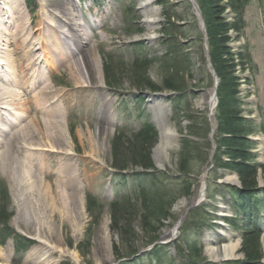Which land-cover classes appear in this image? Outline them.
I'll return each instance as SVG.
<instances>
[{
  "label": "rangeland",
  "instance_id": "obj_1",
  "mask_svg": "<svg viewBox=\"0 0 264 264\" xmlns=\"http://www.w3.org/2000/svg\"><path fill=\"white\" fill-rule=\"evenodd\" d=\"M41 2L0 0V61L4 62L0 64V84L2 88L17 92L8 105L10 111L0 109V125L6 128L0 131V181L6 184L9 194V210L12 212L9 227L15 234L30 240L27 249L16 253L13 237L7 238L0 244V264L116 263L112 243L118 237L109 229L108 203L117 194H124V200L135 202L134 210L138 213L132 223L134 240L131 237V242L140 248V254L150 251L152 244L165 241L161 264H189L185 257L176 253L175 241L187 243L194 240L202 247L200 264H245L240 252V225L244 214L236 209V199L228 188L229 184L222 182L233 183L226 177H237L213 163L215 149L212 152L210 131L213 127L211 114L215 126V105L213 110L208 107L213 78L207 65L201 22L194 15L192 4L188 0H152L149 5V8H155L152 12L144 11L140 0H43L44 9ZM63 5L69 11L72 25L78 21L83 23L88 39L79 37L75 43L62 38L61 31L65 29L68 36L76 35L69 25L61 27ZM223 15L227 19L233 16L228 10ZM148 17L158 18L152 27L146 23ZM243 19L242 31L229 32L228 45L233 51L246 47L253 63L249 69L238 66L235 74L239 77L238 95L242 100L243 114L254 123L255 130L250 137L255 142V161L262 163L257 172L260 202L252 219L262 232L259 237L262 258L258 264H264V0H250ZM134 42L139 45L134 46ZM32 47H39L32 51L36 59L26 60L25 55ZM102 52L115 53L123 59L115 76L122 81L118 87L105 85ZM135 53L146 54L151 59L147 72L151 81L161 86L164 78L171 75L174 81L184 84L183 90L136 89L126 72ZM92 54L100 56L103 87L95 83L94 66L90 61ZM78 58L89 77L88 86H77L76 78L72 77V64ZM20 71H23L22 80L18 85L7 80L16 79ZM44 85L50 91V101L45 104L49 111H43L45 105L35 98ZM153 93L168 95L154 97ZM4 96L3 100L9 101L8 96ZM139 96L143 100H137ZM2 112H7L15 124ZM49 112L53 120L61 117L63 124L65 145L57 138L53 143L59 148H72L73 154L63 158L40 150L33 156L41 164L35 160L32 165L25 160L27 153L34 152L28 147L49 145ZM17 115L22 118L18 120ZM147 117L158 134L151 158L156 170L168 176L161 183L164 194L160 200L166 214L160 216L161 223L157 226L159 239L151 244H147L148 235L153 232L140 223L144 211L137 199L136 184L131 181L134 171H118L111 166V140L115 129L120 126L129 131L137 129ZM161 121L178 132L177 146L168 150L166 159L155 152L160 137L157 122ZM30 124L39 130V138L33 139ZM188 127H194L197 135L189 134ZM184 138L193 140L197 147L191 155L196 171L189 175L178 171ZM90 147L93 148L92 156ZM60 166L72 170L70 173L75 175L74 179L70 174L59 173ZM204 172L205 194L198 200ZM122 175L127 176L124 185H121ZM182 179L191 182L188 195L179 192ZM88 192L103 205L99 215L98 210L92 211V217L93 214L98 217V224L90 230L91 212L85 202ZM181 199H186L183 207L178 204ZM105 217L108 219L107 239L102 234ZM181 217L177 233L173 234ZM150 228H156V225ZM229 236L231 241L239 242L236 256L225 260L206 253L207 243L221 248ZM72 252L78 257L77 263L70 257ZM140 254H137L136 261L123 258L120 263L150 264V258Z\"/></svg>",
  "mask_w": 264,
  "mask_h": 264
},
{
  "label": "trees",
  "instance_id": "obj_2",
  "mask_svg": "<svg viewBox=\"0 0 264 264\" xmlns=\"http://www.w3.org/2000/svg\"><path fill=\"white\" fill-rule=\"evenodd\" d=\"M30 2V0H26ZM201 10V15L205 23L206 41L208 54L212 67L218 77L217 84V106L215 108V131L213 139L215 143V154L213 155L214 165L221 167L229 172L235 173L239 187L228 186L231 194L235 196V207L239 212H243L241 221V246L240 252L243 254L245 264H258L262 258L261 245L259 237L261 230L253 221L252 213L257 211L260 200L257 197V172L262 163L255 161L253 148L255 142L249 136L254 132V123L252 119L243 114L242 100L238 95L239 77L235 74L236 68L242 66L252 68L253 63L247 48L241 51H233L228 45L231 36L230 31L240 32L244 27V10L250 0H196ZM228 10L232 12V18L227 19L223 13ZM134 46L139 42H134ZM151 59L146 54H136L126 70L131 84L136 89L147 88L151 91L157 90H183L182 82L174 81L171 75H167L161 86L155 84L148 77V69ZM123 64V59L117 57L115 53L102 52V69L105 84L111 87L121 85V78L115 79L117 70ZM244 64H247L245 67ZM139 96L137 100H143ZM189 134L196 136L197 131L194 127H188ZM157 130L151 120L145 118L137 129L131 131L124 127H117L111 140V166L118 171L133 170L131 181L135 182V190L140 208L144 211L142 214L141 225L143 228H149L152 235H148L147 244H151L159 239L157 229L161 223L160 216L166 214L163 208V187L161 186L166 176L162 171L156 170L151 158V149L157 142ZM197 147L193 140L184 138L181 144V158L178 162V171L180 174L189 175L196 171L193 165L192 153ZM224 156L225 158H223ZM139 168L140 172H135ZM125 175H122L121 185L126 183ZM120 183V182H119ZM117 183L116 185H119ZM120 187V186H118ZM191 182L182 179L179 182V192L184 195L190 193ZM117 189V188H116ZM118 191V190H117ZM116 191V192H117ZM115 192V193H116ZM124 194H117L109 203L110 231L117 234V241L112 243V252L114 258H131L136 261L139 249L131 242L133 236L132 223L135 220L137 211L130 200H124ZM123 199V200H121ZM86 208L91 212L89 221V230L97 226V216L92 211L98 210V215L103 207L102 203L91 193L85 194ZM12 216L9 210V194L6 184L0 181V244L7 238L13 237V246L15 252L27 249L29 239L23 238L14 233L8 223ZM156 228L151 229L150 226ZM149 234V233H148ZM132 237V238H131ZM134 240V238H133ZM119 241V243H118ZM185 243V241L183 242ZM181 241H175L176 253L185 257L190 264H200L202 247L198 242L191 241L185 243L182 247ZM70 245V244H69ZM82 242L79 243V247ZM163 244H155L150 251L140 254L148 256L150 264H161L163 257ZM185 251V252H184ZM60 264H70L67 261H61ZM122 264V263H119Z\"/></svg>",
  "mask_w": 264,
  "mask_h": 264
},
{
  "label": "bare ground",
  "instance_id": "obj_3",
  "mask_svg": "<svg viewBox=\"0 0 264 264\" xmlns=\"http://www.w3.org/2000/svg\"><path fill=\"white\" fill-rule=\"evenodd\" d=\"M152 0H140V6L141 8L144 10V11H149L151 10L152 12H155V8H149V5L151 4ZM42 6H43V9L45 7V4L42 0L41 2ZM61 8H63L64 12H63V15H62V25L61 27H65L67 25H69L70 28H72L76 35L75 36H68V33H66L67 29L61 31V33L63 34V39L64 40H67V39H70L72 40V42H75L77 40H79V37H81L82 39L86 38L88 39L89 38V34L87 33L86 31V28L84 27L83 23L81 21H78L76 23H74V25H72L70 23L71 21V17H69V11L66 7L61 6ZM151 13V12H149ZM64 16V17H63ZM158 20L157 17H148L146 19V23L148 25H151V27L155 24V22ZM64 23V24H63ZM73 26H75L73 28ZM6 33V32H5ZM149 38H151V36H149ZM74 39V40H73ZM4 42L5 40L2 39ZM74 43V44H75ZM2 44L4 45V43L2 42ZM0 48H1V44H0ZM39 47L37 48H31V51L28 52V55L26 54L25 57H26V60L27 59H30L32 58L33 59H36L34 56V53L32 52L34 49H38ZM1 52V51H0ZM0 57H1V54H0ZM39 59V57H38ZM90 61L92 62L93 64V70L95 72V75H94V79H95V83L97 86L99 87H103L104 83H103V76H102V72H101V67H100V56L97 55V54H92L90 56ZM4 62L0 61V64H2ZM73 69H74V74L72 75L73 78H76L75 80V83L77 86H88L89 83H90V80H89V77L86 75V72H85V69H84V66L82 64V61L80 58L76 59L73 64ZM7 71V69H6ZM23 71H20V73L17 74L16 76V79H7L8 81L18 85L21 80H22V77L21 74H22ZM0 79H1V76H0ZM212 90L210 92V97H209V100H208V107L211 108V110H213L212 108L214 107V104H215V100L214 98L212 97ZM4 95H7L9 98V101L8 100H3L5 98ZM17 95V92L14 90L12 91L11 89H8V88H5V87H1V84H0V109H3V110H8V112L10 111V108L8 105H11V102H13V100L15 99L14 96ZM50 97V91H49V87L47 85H44V86H41L37 92V96H35L36 99H40V101H42V105H45L46 102L50 101L49 99ZM50 105V104H48ZM43 111H47V106L45 105L44 107H42ZM61 109L59 108L58 111H60ZM49 111V110H48ZM7 112H2V115L6 116L5 118L10 120V122H12V124H15V120L12 119L9 115L6 114ZM13 114V112H10V114ZM1 114V113H0ZM157 115V113H155ZM17 118L18 120H20L22 118L21 115H17ZM213 115L211 114V123L214 127V122H213ZM13 120V121H12ZM158 123V126H159V134H160V137H159V141H158V144L155 148V152L162 158L166 159L167 158V153H168V150L173 148V147H176V139L178 137V132L176 130V128H171L169 125H167L165 122L161 121V122H157ZM49 145L47 146H37V147H34V146H29L28 148L31 149V150H34V152H30V153H27L28 155L25 157V160L26 162L30 163V164H34L35 160L41 164L40 160L38 158H36L35 156H33L37 151H40V150H44V151H49L50 153H55L56 155H62L63 158H66V157H70L71 154H73V149L72 148H63V147H57L55 146V144L53 143L54 140H57V141H60L61 143H63V136H64V132H63V124H62V118L58 117V118H55L54 120L50 117V112H49ZM36 125L38 126V122L36 121ZM32 126V124H30V127ZM29 126H27L28 128ZM26 128V129H27ZM6 129L5 128V125H0V131ZM22 129V128H21ZM32 129V131H31ZM30 131L32 132V136H33V139H37V137L39 138V136H37V132L39 130H36L34 129L33 127H31ZM41 139L43 137H40ZM57 138V139H56ZM45 140V139H44ZM48 139L45 141L47 143ZM32 143V142H31ZM41 143V142H40ZM60 143V144H61ZM33 144V143H32ZM37 145H43V144H37ZM64 145H65V142H64ZM90 156H92V150L93 148L90 147ZM58 157V156H57ZM161 164V163H160ZM72 170H69L67 169V167H63V166H60V168L58 169V172L63 174V175H67V174H70L69 176L72 177V179H74L73 177H75V175H71V172ZM226 179H231L233 182H236L237 179L234 177H226ZM203 181H205L206 183V176H204L203 178ZM203 185V183H202ZM202 189V187H201ZM49 194H51V192L49 191ZM64 193H62L61 195H63ZM66 195V194H65ZM67 196V195H66ZM204 194L201 195V198H203ZM179 207H183L186 205V199H181L179 201ZM107 222H108V219L107 217H105L104 221H103V224H102V234H103V237L107 239ZM175 233V229H173V234ZM37 240H39L40 242H44L43 239L39 238V237H36ZM227 241L225 244L222 245L221 248H218V247H215V246H212L210 245L209 243H207L206 245V248H205V251L208 255L210 256H214L215 259H229L231 257H234L236 256V249L238 247V244L239 242L238 241H231L230 239V236L227 237ZM221 250V251H220ZM70 257L77 263L78 262V257L76 255L75 252H72L70 254ZM115 264V263H113Z\"/></svg>",
  "mask_w": 264,
  "mask_h": 264
},
{
  "label": "water",
  "instance_id": "obj_4",
  "mask_svg": "<svg viewBox=\"0 0 264 264\" xmlns=\"http://www.w3.org/2000/svg\"><path fill=\"white\" fill-rule=\"evenodd\" d=\"M188 1L192 4L193 9L195 10L194 15L197 18L201 19L200 22H201V33H202L203 45H204V49H205V52H206L207 65L211 69V73H212V77H213V81H214V84H213V98L216 100V85H217L218 79H217V76H216V74H215V72H214V70L212 68V65H211V62H210V58H209V55H208V52H207V45H206V42H205V35H206V33H205V25H204V22H203V20L201 18L200 9H199L197 3L195 2V0H188ZM212 133H213V130L210 133V136H211L210 138L211 139H212ZM205 173L206 172L203 173V176H202L203 178L205 176ZM205 186H206V183H205V181H203L202 189L200 190L199 196L204 194ZM182 219H183V217H181L178 220V223H177L175 228H177L178 224L182 221Z\"/></svg>",
  "mask_w": 264,
  "mask_h": 264
}]
</instances>
